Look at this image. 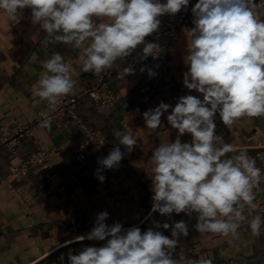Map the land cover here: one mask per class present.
Masks as SVG:
<instances>
[{"label":"clouds","instance_id":"clouds-1","mask_svg":"<svg viewBox=\"0 0 264 264\" xmlns=\"http://www.w3.org/2000/svg\"><path fill=\"white\" fill-rule=\"evenodd\" d=\"M191 0H0V13L20 22L30 10V22L45 33L47 43L63 44L80 50L82 71L99 76L112 69L118 60L136 53L138 59L119 73L123 79L136 74L135 64L149 57L156 60L162 46L146 38L158 34L161 17L188 12ZM264 0H196L191 6L193 27L184 63L183 87L189 93L175 105L159 102L142 113L144 125L153 131L167 124L176 131L174 141L153 149L150 177L151 209L169 222L151 220L141 230L125 228L120 222L109 225L107 211H100L89 232L78 241H99L69 253L65 264H213L211 258L190 259L183 252L173 253L181 237L189 235V222L175 221L173 214L194 217V228L228 238H239L243 225L259 236L264 218L251 217L259 205L255 189L264 179V169L250 158L247 149H237L217 132V117L225 127L244 117H264ZM44 71L32 94L46 101L55 112L66 96L76 94L71 66L60 52L43 61ZM149 78L157 73L146 65ZM39 127L51 130L49 112L40 113ZM190 135L182 142L181 137ZM118 144L106 157L98 158L94 176L101 183L103 170L118 169L137 140L127 131L113 130ZM170 231V235H165Z\"/></svg>","mask_w":264,"mask_h":264},{"label":"crops","instance_id":"crops-1","mask_svg":"<svg viewBox=\"0 0 264 264\" xmlns=\"http://www.w3.org/2000/svg\"><path fill=\"white\" fill-rule=\"evenodd\" d=\"M258 10L264 12V6ZM24 17L17 23L0 13V123H27L34 115L47 111V102L32 92L44 71L43 61L53 52H60L71 66L75 91L83 89L90 80L89 73L82 71L80 50L47 43L45 33L28 19L29 9L24 10ZM191 27L192 17L179 31L178 42L163 51L157 60L150 57L142 62L137 60L135 75L123 79L118 76L128 63L138 59L142 47L116 62L109 79L118 96L114 111L100 113L90 99L79 104V112L105 135L101 152H92L83 161L76 160L73 149L82 131L71 117L65 116L61 126L52 122L50 131L38 126L23 139L19 156L41 146L53 150L55 159L46 169L32 166L25 178L16 180L8 176V167L17 163L18 157L12 156L9 148L0 142V264H65L69 253L76 254L85 245L100 246L103 242L85 240L65 248L74 242L73 236L59 223L80 217L84 235L91 230L100 211L109 213L106 221L109 225L114 222H120L125 228L138 225L142 231L150 226L151 220L171 223L159 213H154L149 220L145 217L151 209L150 157L154 148L173 138L174 129L167 124V114L162 117L160 128L148 129L142 113L161 101L174 106L182 96L183 73L187 71L184 57L191 40L187 32ZM144 65L157 75L149 78L147 71L141 73L139 69ZM113 130L129 132L137 145L131 153L120 145L126 155L118 169L100 173L106 177L101 183L94 176L99 167L97 159L106 157L118 144ZM217 132L237 149H247L249 157L255 158L257 166L264 169V155H256L257 149L264 151V117H244L231 128L225 127L217 117ZM257 193L261 202L256 209L249 210V219L256 215L264 218V179ZM172 219L189 222V235L181 237L174 258L183 252L190 259L211 258L213 264H264V227L255 236L243 225L239 238L229 244L228 238L197 232L194 217L173 214ZM165 235H170V231H165ZM56 251H59L56 255L45 259Z\"/></svg>","mask_w":264,"mask_h":264},{"label":"built area","instance_id":"built-area-1","mask_svg":"<svg viewBox=\"0 0 264 264\" xmlns=\"http://www.w3.org/2000/svg\"><path fill=\"white\" fill-rule=\"evenodd\" d=\"M195 2L196 0H191L189 11L186 13L181 12L172 17L167 15L161 17L162 24L158 38L156 35H153L146 39L150 42H158L162 46L161 52L173 47L179 40V31L186 27L192 17L190 8ZM140 47H143V45ZM115 64L112 69L106 70L99 76L89 73L90 80L87 85L83 89L75 91L76 94L74 96L64 97L55 112H51L47 105V111L45 112H49L52 122L57 126L62 125L61 119L63 117L69 116L82 131V136L73 149L74 158L78 161L85 160L92 152H101L105 145L104 133L79 112V104L83 100L90 99L94 109L100 113L109 114L115 110L118 96L109 81L115 71ZM185 94L196 95L194 92L189 93V90L184 88L182 96ZM41 119L40 115H34L27 123L17 122L9 124L6 121L0 123V142L9 148L12 156L18 157V162L8 167L9 177L22 180L28 175L32 166L46 169L54 162V151L41 146H36L25 156H19V148L23 139L39 126ZM175 138L176 131L174 129V135L170 141H174ZM190 138L189 134H185L181 137V140L184 142L190 140ZM256 155L257 157H263L264 151L259 149L256 151ZM254 191L256 193V202L260 203L261 197L258 195L257 189ZM59 223L71 232L73 236L72 241H77V238L82 235V219L80 217H76L68 222L60 221Z\"/></svg>","mask_w":264,"mask_h":264},{"label":"water","instance_id":"water-1","mask_svg":"<svg viewBox=\"0 0 264 264\" xmlns=\"http://www.w3.org/2000/svg\"><path fill=\"white\" fill-rule=\"evenodd\" d=\"M258 150V149H257ZM256 150V151H257ZM84 242H86V241H74V242H72V243H70V244H68L65 248H67V247H71V246H74V245H78V244H81V243H84ZM59 251H56V252H54V253H52L51 255H49L48 257H46L45 259H48V258H50V257H52V256H54V255H56L57 253H58Z\"/></svg>","mask_w":264,"mask_h":264}]
</instances>
